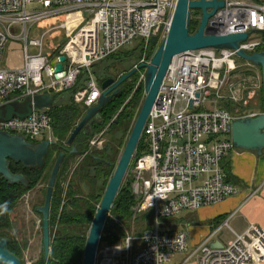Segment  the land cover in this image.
<instances>
[{
	"label": "built area",
	"instance_id": "2783aa9c",
	"mask_svg": "<svg viewBox=\"0 0 264 264\" xmlns=\"http://www.w3.org/2000/svg\"><path fill=\"white\" fill-rule=\"evenodd\" d=\"M222 1L224 8L209 21L211 32L250 33L248 40L240 44V50L249 55L264 51V40L251 39L255 33L264 37V0ZM177 2L0 0V106L70 90L81 74L86 73L85 89L75 96V102L88 109L94 107L103 91L92 67L137 40L145 44V50L153 37L163 41ZM31 3H38L41 9L29 12L27 6ZM85 13L87 16L80 18ZM73 15L78 18L70 20ZM58 17L64 20L47 26L40 39L29 40L34 25ZM14 27L21 29L18 39L25 44L23 64L4 67L3 54L9 38H13ZM61 31L65 32V44L50 43L47 47L51 51L45 54V39ZM30 46L38 48L39 53L30 54ZM61 56L66 57L63 64L66 74L56 79L52 62H58ZM242 62L251 71L261 70L240 59L234 50L210 48L186 52L173 59L144 128V152L132 161L136 179L133 193L137 202L134 212H151L154 225L143 236L127 233L121 244L104 248L105 264L113 261L112 256L117 257V264H171L177 254L189 253L188 233H165L161 230L162 221L217 206L237 194V188L227 182L222 167V162L234 150L232 123L237 118L263 113L235 117L220 105L224 99L235 103L244 99L247 76L239 84L233 78L236 71L244 69ZM150 63L143 60L140 65ZM141 76L138 86L145 84V70ZM47 112L34 111L25 120L14 118L0 122V130L23 135L33 143L55 141L52 118ZM101 142H104L103 133L91 141L90 149ZM224 226L228 223L217 232ZM138 244L141 250L135 252ZM193 258H197L198 264H263L264 228L252 226L243 234H235V240L221 248L210 246L207 240L189 253L187 262Z\"/></svg>",
	"mask_w": 264,
	"mask_h": 264
},
{
	"label": "trees",
	"instance_id": "16d2710c",
	"mask_svg": "<svg viewBox=\"0 0 264 264\" xmlns=\"http://www.w3.org/2000/svg\"><path fill=\"white\" fill-rule=\"evenodd\" d=\"M198 14H200L199 11H191V18ZM76 18H78V15H73L70 17V20ZM63 20L64 17H58L46 20L43 23L51 26ZM200 21L195 18L191 19V34L197 32ZM141 44L133 51L123 52L121 50L107 59L96 63L92 67V72L96 76L98 83L102 85L110 78L118 80L121 75L129 73L138 66L142 55ZM61 45L63 46V44ZM156 49V45L150 44V59L153 58ZM134 61L135 63H133ZM110 62L111 64L108 65ZM105 63L106 65L102 69L106 70L107 76H100V68ZM128 63H133V65L126 67L125 64ZM112 66L115 69L117 66H120L121 71L113 69L114 74H109L112 71ZM139 78L140 73H137L125 82L121 86L122 92L114 97L78 136L74 146L78 149L79 153L70 154L66 152L55 184L51 204V264H83L87 237L81 235V230L86 227L88 231L90 230L109 180L113 176L120 160V151L125 148L128 142L127 138L131 135L138 118V110H140L145 101V85L142 83L138 86ZM87 80V74L82 73L72 89L54 95V106L47 113L52 118V133L57 144L50 149L45 166L42 169H26L22 164L12 163V172L14 174H23L30 182L29 187L10 185L0 176V239L7 238L10 250L20 258V244L18 241L9 239L6 230H9L11 227L9 214L25 194L33 191L43 183L48 185L57 157L65 149H71V147L66 146V142L88 110L87 107L75 102V96L85 89ZM240 105L238 108V106H234L231 103H226V108H224L235 117H241L245 114L246 109H243L242 104ZM263 106L262 97V104L258 109L260 112H263ZM101 133H103L104 140L103 148H98L97 146L90 149L91 141ZM28 141L30 140L28 139ZM144 144L145 137L142 136L134 159L143 154ZM77 157H80L82 160L73 169L74 171L71 175V162ZM222 167L227 175V182L230 184V169L226 163ZM66 182H69L67 186ZM46 191L47 189L45 190V195ZM136 205L137 202L132 190L121 186L106 222L99 247L103 245H116L123 239L125 236L124 231L118 225L110 226V216L115 217L119 222L128 227L132 220V210H134ZM141 217L137 220V227L141 228L144 225L145 228L138 231L136 236L139 237L151 230L154 225L153 214L151 212L144 213ZM55 228H57V233L53 235ZM114 228L116 233L114 232ZM135 250V252L140 251L141 245H136ZM37 264H46L44 252L42 261Z\"/></svg>",
	"mask_w": 264,
	"mask_h": 264
},
{
	"label": "water",
	"instance_id": "95a60500",
	"mask_svg": "<svg viewBox=\"0 0 264 264\" xmlns=\"http://www.w3.org/2000/svg\"><path fill=\"white\" fill-rule=\"evenodd\" d=\"M224 6L225 3L222 0H178L167 37L159 44L151 63L135 67L129 73L121 75L118 80L110 78L101 85L103 92L98 103L87 110L82 120L70 134L66 146L71 147V149H65L57 157L47 185L44 204L36 208V212L43 219V252L46 264H51L50 213L53 192L66 152L70 154L79 153L74 146L78 136L99 115L101 110L122 92L121 86L139 71L145 70V101L115 172L109 180L99 209L93 218L87 237L83 264L97 263L99 245L106 222L132 164L149 115L157 101L160 87L176 56L210 48L237 51V56L240 59L261 68L264 105V51L249 55L244 50H240V44L248 40L250 33L219 35L211 32L208 28L209 21ZM191 11L201 13L200 25L194 34L190 33ZM151 44H158L157 37L151 39ZM65 62V56H61L58 62L53 60L52 66L55 67L56 79L60 78V74L65 76L63 65ZM53 106L54 95L49 93L27 97L24 101L10 102L0 106V122H7L14 118L25 120L34 111L50 110ZM231 142L234 149L255 152L259 156L264 153V106L263 113L258 116L241 117L234 120ZM56 144L55 141L50 140L33 143L23 135H14L0 130V176L10 185L29 187L30 182L23 174L12 172V163L22 164L26 169H42L51 147ZM103 144L104 142H101L98 148H103ZM0 264H23L22 259L10 250L7 238L0 239Z\"/></svg>",
	"mask_w": 264,
	"mask_h": 264
},
{
	"label": "rangeland",
	"instance_id": "374dc122",
	"mask_svg": "<svg viewBox=\"0 0 264 264\" xmlns=\"http://www.w3.org/2000/svg\"><path fill=\"white\" fill-rule=\"evenodd\" d=\"M40 9H41V7L38 3H31L27 6V10L29 12L39 11ZM86 16H87V13L82 14L80 16V18H84ZM192 18H195L197 20H201V13L196 15V16H192ZM46 30H47V24L46 23L42 22V23H38V24L34 25L29 32V40L31 41V40L40 39ZM11 32H12L13 38H9V43L7 44L5 51H4V54H3V64L2 65L4 67H7V66L19 67L23 64L22 53H23V47L25 44H24V41L18 39V36L21 34L20 28L14 27L11 30ZM65 39H66L65 38V32H63V31L56 33L53 36H51V35L48 36L45 39L44 53L47 54L51 51L49 49V47H47L50 43H52L54 46H56L60 43L65 44V42H63V41H66ZM251 39L256 40V41H262V40H264V37L261 36V34L255 33L251 36ZM161 42H162V40L159 41L158 44L156 45L157 49H158V46ZM140 43H141L140 40L135 41L133 44L125 47L123 49V52H130V51L135 50ZM144 47H145V44L142 43L141 47H140V48H142V55H141V58L139 59V62H138L139 65L141 64V62L143 60H145L146 62H151V60H152V58L151 59L149 58L150 46H148V50H145ZM29 53L32 55L38 54L39 49L35 48L33 46H30ZM133 63H135V61ZM133 63L132 64L128 63L125 65H126V67H130L133 65ZM110 64H111V62L108 63V65H110ZM244 64H246V62H242V64H241V66L243 68L245 66ZM105 65H106V63L103 64L100 68V76H107V74L105 73L106 70L102 69ZM119 67L120 66H117L116 69H118V71H121ZM101 69H102V71H101ZM111 69H112V71H110L109 74H114V70H116L115 67L112 66ZM143 72H144V70L141 71L139 80H141V77H142L141 75ZM246 76L248 78V82L244 83V84L246 85V87L248 89H246V92L244 93V101H243L244 106H242L243 109H246V112L244 115H248L254 111H256V113L258 114L259 113L258 109H259V106L262 104V97H263L262 73H261V70L258 68L255 69V71H251V70H249V68H244L242 70L239 69L238 71H236L233 78H234V81L237 84H239L240 82H242L245 79ZM138 84H139V81H138ZM226 103H231L234 106H238V108L241 106L240 104H242L240 102L235 103L231 100L224 99L220 102L221 107L226 108V106H225ZM249 107L253 110L249 111V109H250ZM141 108H140V110H141ZM140 110H138V115L140 113ZM158 123H160V122H158ZM129 136H128V138H129ZM128 138H127V140H128ZM144 148H145V144H144ZM144 148H143V150H144ZM123 151H124V148L120 151V158H121ZM134 158H135V156H134ZM81 160L82 159L80 157H77L75 160H73L71 162V164H72V168H71V172H70L71 175L73 174V171H74L73 169H75V167L77 166V164L79 162H81ZM133 161H134V159H133ZM132 164H133V162H132ZM132 164H131L128 172H127V175H126L125 180L122 184V187L125 186L127 188H130L132 190V192H134L133 185L135 184L136 179H135V176L133 174ZM71 175H70V177H71ZM65 184L67 186L69 184V182H66ZM46 189H47V185H46V183H43V184L39 185L33 191L25 194L23 196V198L18 202V204L14 208V210H12L9 214V220H10L11 227L9 228V230L8 229H6V230H7V233L9 235V239L18 241V243L20 244L21 259L23 261V264H37V263H40L43 259V232H42L43 219H42V216H40L35 210L37 207L43 205V202L45 201V190ZM133 195H134V193H133ZM132 214L133 215H132V220H131L130 226L127 227L122 222H119L113 216H110V219H111L110 226L118 225L124 231L125 236L127 235V233L136 235L138 233V231L144 230V228H145L144 225L141 228L137 227V223H138L137 220L139 218H142L141 216L144 214H136L134 212V210H132ZM188 214H189L188 212L183 213V214L177 216L176 219L182 220ZM162 223H163V221H162ZM56 229L57 228H55L53 235H55L57 233ZM164 229H165V227L162 226L161 230H164ZM114 232L116 233L115 228H114ZM88 233H89V231H88L87 227L82 228V230H81L82 236L88 237ZM121 241L116 245H103L102 247H99L96 264H105V261H104L105 257H104V254L102 253L104 248L117 246V245L121 244ZM112 260L113 261H111L110 264H117V262H116L117 257L112 256Z\"/></svg>",
	"mask_w": 264,
	"mask_h": 264
},
{
	"label": "crops",
	"instance_id": "0c3cea01",
	"mask_svg": "<svg viewBox=\"0 0 264 264\" xmlns=\"http://www.w3.org/2000/svg\"><path fill=\"white\" fill-rule=\"evenodd\" d=\"M225 163L230 169V184L238 190L236 195L217 206L189 213L182 220L175 218L162 223L165 233H188L189 253L207 240L210 246L221 248L235 240V234H243L252 226L264 228V153L259 156L255 152L234 149L222 165ZM226 222L228 226L217 232ZM189 253L177 254L171 264H198L197 258L187 262Z\"/></svg>",
	"mask_w": 264,
	"mask_h": 264
},
{
	"label": "flooded vegetation",
	"instance_id": "af4514ba",
	"mask_svg": "<svg viewBox=\"0 0 264 264\" xmlns=\"http://www.w3.org/2000/svg\"><path fill=\"white\" fill-rule=\"evenodd\" d=\"M56 142V141H55ZM36 143H38V142H36ZM52 148V147H51Z\"/></svg>",
	"mask_w": 264,
	"mask_h": 264
}]
</instances>
